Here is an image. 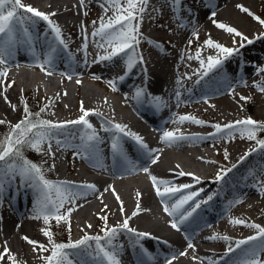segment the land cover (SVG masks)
Returning a JSON list of instances; mask_svg holds the SVG:
<instances>
[{
    "label": "snow or ice",
    "instance_id": "6c2138e0",
    "mask_svg": "<svg viewBox=\"0 0 264 264\" xmlns=\"http://www.w3.org/2000/svg\"><path fill=\"white\" fill-rule=\"evenodd\" d=\"M165 2L173 5V11L175 12V6H178L181 0H165ZM80 4L84 6L85 0H80ZM149 4L150 0H102L100 3L104 15L100 17L99 26L92 31L91 37L96 47L103 49L104 54H98L92 63L111 62L117 57L123 59L125 68L124 74L107 81L111 90L114 92L118 90V80H125L138 64L144 63V57L137 49L144 39L141 33V25L144 21L145 14L148 12ZM238 7H241L243 12L253 15L248 8L243 6ZM152 10L156 11L157 9L153 8ZM109 11L113 12V15L110 17L107 16ZM55 15V12L49 14L31 5H26L22 0H0V66H5L0 67V80L8 76L6 66L9 59L25 44L29 46L30 53L36 58L35 66L39 67L46 75L53 74L52 68L54 66V60L58 58V49L55 44L48 42L46 48L42 46L43 52H38L36 42L40 37L33 35L28 24L31 23L34 26V18L45 21L47 28L50 29L51 33L54 35L55 42L67 51L68 44L63 38L60 26L50 19V16ZM85 15H87V12H85ZM213 15H215V13H213ZM253 18L259 21L261 25H264V20L256 16H253ZM96 23V21H93V24ZM216 26L237 37H241L243 40L247 41L248 44L253 43V40L243 35L235 27L228 26L224 23H217ZM194 35H197L198 38V34L194 33ZM97 37L99 40H96ZM46 39L47 37L45 36V40ZM148 42L155 43L153 41ZM190 44L191 41H189V45ZM204 45L209 49L219 50L224 59L231 57L236 51L233 48L214 42L211 38L205 40ZM155 47L163 51L162 44L155 43ZM241 47H243V44ZM109 49L111 50L109 51ZM81 50L84 53L85 62H87L88 33L86 29L83 32ZM41 55H43L42 60ZM68 55L70 59H74L70 52ZM200 56L201 51L197 50L195 57L192 55L187 57L189 60L194 58L197 59L202 69V71L194 73L199 76V79L195 81L196 84H199L204 77H207L209 73H212L214 70L219 69L223 64V59L217 56L207 57L206 62L200 59ZM259 71L264 72V68H260ZM61 75L66 74L61 73ZM185 76L187 77V74H185ZM93 78L100 79L99 76H94ZM187 78L191 79V77ZM67 79L71 80L72 76L70 74L67 75ZM80 82L81 81L77 80L78 84ZM177 83L179 84L181 81L177 80ZM8 86L10 87L11 85ZM254 86L259 91L264 92V81ZM66 94L67 93H65V95ZM180 96L181 93L177 90L175 92L177 102H179ZM132 98L137 101L146 98L157 111H162L164 107H167V101H165L162 96L148 93L145 86H136ZM5 99L7 100V97H5ZM241 99L247 98L241 97ZM23 103L22 118L15 124H10L9 122L8 133L0 137V204L3 202L6 190L16 184L17 181H19V187L32 189L34 201L33 215L31 218L42 220L44 225L49 226L42 228L41 232L47 238L50 247L30 239L27 236H23L22 239L28 245L32 246L33 252H50V255H41L38 257L44 264H121L120 255L123 252L124 246L118 243V238L121 233L126 231L134 237V240H131L130 244L139 246L143 256L147 257L149 261H154L156 257L141 241L149 239L159 240V238L152 236L149 232H139L130 227L129 220L131 217L125 218L122 223L116 226L109 227L107 223L108 217L102 216L100 218L104 221V227L101 229L103 235L85 234L82 238L72 241L70 216L75 210L74 205L82 196L86 197L89 193L95 192L96 185H77L75 186L76 189L84 190L78 191L70 185V182L50 180L46 177V172L54 168V164L51 165L49 169H45L43 163H46V161L43 163H36L24 155L23 150L29 148L38 154L55 157L56 153L52 151L54 141L58 151L73 149L75 155L81 156L84 159L95 160L97 166L103 167V164L100 162V145L103 143V138L88 119L90 115L102 116V113L95 112L94 110H85L83 102H81L80 111L82 115H80L78 119L53 122L41 117V114L46 110L47 106L33 113L30 111L27 102L24 101ZM12 107L13 110H15V105ZM172 122H191L196 125H204L207 123L192 115H181L177 120H173ZM5 123L4 120H0V125ZM69 125H81L83 129L78 134H67L64 140L57 138V134L63 132ZM210 126L215 129V132L209 134L210 136H216L219 139H231L236 134H239L240 138L255 142L254 147L250 148L244 155L239 157L237 164H233L231 167H221L216 172L214 182L217 184H223L228 174L231 173L239 163L245 161L252 153L258 151L264 152V138H260V133H264V123L262 122L248 117L224 125L214 123ZM101 130L106 133H114L110 141V150L113 156L118 157L126 164L132 166L133 169L135 168V163L130 160L124 150L121 139L122 136L134 141L142 154L152 165L157 164L160 160L158 153L162 150L150 148L144 138L128 130L127 125L105 121ZM178 131V129L176 131L162 130L160 141L171 145L180 140L205 138L195 136L189 137L185 136L183 133L177 134ZM68 135L71 136V139L68 138ZM76 140L79 142L73 143V141ZM224 159H229L227 149H224ZM176 167L179 168V165ZM140 170L148 174L155 194L160 198L163 205L164 212L172 217L170 226L176 231H180V226L192 218L202 205H207L218 195L217 192H211L206 198L201 197V193L204 192V189H193L195 185L202 183V179L191 172H185L183 170L176 172V178L184 176L192 178V183L177 184L174 180L161 178L152 174L147 166L142 167ZM261 173H264V166H261L258 170H248V176L252 177L254 180L253 187L258 188L260 193L264 194V178L256 180V176ZM105 191H107V189H105ZM112 191L116 200L120 203V212L123 214V201L115 192L114 188H112ZM177 194H180L178 198ZM137 196L140 197L141 193L137 192ZM239 202L241 201L236 199L231 201L230 204ZM67 205H73V207H66ZM141 211V205L139 201H137L132 216L139 215ZM53 220L57 224L61 222L67 224L69 232V240L67 242H57L53 239V232L50 230V224ZM230 223L244 225L255 230V234L245 239L235 241L228 236L210 237V239H221L228 243L223 257H228L230 253L240 250L241 255L233 259L232 264H264V259H261V254H264V226L256 223H249L243 219H234L231 220ZM87 227L91 228V225L89 224ZM164 243H167V241H164ZM246 245H250V247H244ZM194 247V244L189 240L187 248L194 249ZM177 255L183 257L187 255V252L180 251L179 253H172L170 256L164 258V264H173ZM5 259L9 261V264H18L16 257L11 254L7 245L3 247V251H0V262H3ZM208 264H219V261L209 259Z\"/></svg>",
    "mask_w": 264,
    "mask_h": 264
},
{
    "label": "bare ground",
    "instance_id": "6f19581e",
    "mask_svg": "<svg viewBox=\"0 0 264 264\" xmlns=\"http://www.w3.org/2000/svg\"><path fill=\"white\" fill-rule=\"evenodd\" d=\"M260 1L261 0H181V3L178 6H175L174 12L173 7L170 6L171 4L166 3L165 0H150V11L152 12V14H161V18L165 21L164 24L166 26L175 25L178 22L179 25H181L182 23L180 21H177L176 23L173 21V17L181 15V12L184 15L187 14L189 16H193L195 22L193 23L194 20L191 21L193 25L190 29L194 28V33L198 34L199 41L196 43V45L203 46L204 41L211 38L214 42H218L226 47L233 48L236 50L234 54L231 57H228L227 59H224L223 55L219 52V50L216 49L208 48L211 53L208 56H204L203 53H201L200 59L205 60V62L207 61V57L217 56L223 59V64L221 67H229L228 70H224L222 72L223 74H221V76L217 77V79H213L211 81V84H203V88L201 87V89H206L209 91L212 90L216 92L212 95V101H209L208 99L209 106L215 111V115L208 114L209 118L212 119L211 124L220 123L221 125H224L226 123L233 122L238 119H245L242 113L238 110V106H243L245 101V99H241V97H245L244 94L246 93L250 97L253 96V91H248L246 88L248 86H252L254 88L255 82L260 76L256 72V70L251 66L243 68L237 60L238 57H241L238 56L237 53H239L243 49H248L249 47L253 46L262 47L261 41L264 40V25H257L252 22V20H254L253 16H255L253 14V10L260 3ZM85 2H92L94 4L101 3L98 2V0H85ZM185 3L190 4H187L186 6L184 5ZM238 6L248 8L253 15H249L248 13L243 12L241 10V7ZM153 8L157 10L153 11ZM49 9L54 10L56 12H58V10H63L67 14L73 13V8L71 6H60L58 10L50 6ZM39 10L42 11V9ZM86 10L88 11V13H90L91 9L87 8ZM59 13L56 16L50 17V19L57 23L63 31L62 26L64 27L65 24L59 20ZM213 13H215V15H213ZM101 16V14L96 15V19L94 21L97 22V25H99V20ZM37 19L40 20L39 18H36V20ZM40 21L45 26L47 25L45 21ZM217 23H224L228 26L235 27L243 35L253 40V43L248 44L247 41L243 40L241 37H237L234 34L228 33L225 30L218 28L216 26ZM191 24L188 23V27ZM44 27H41L38 32V37H40L38 41L40 45L46 48L48 42L55 44L58 49L57 56L62 57L63 61L65 62H71L69 58H66V56H62L63 48L55 42L54 35L51 33L50 29H44ZM198 27L199 31L197 32L196 30ZM69 28L70 31H73L74 24L71 23L69 25ZM95 28L96 27L91 29L90 35ZM190 29H188L187 32H189ZM185 34L181 35L179 39V43L180 45H182L181 48L183 50L190 49L193 46L191 44L189 45V43L186 41V37H184ZM45 36L47 37L46 40ZM143 37H146L148 41L153 42H156V39H161L159 36L152 37L148 36L147 34L143 35ZM195 37L197 38V35H195ZM96 40H99V38L97 37ZM242 44L243 47H241ZM88 52L92 53V51L89 49ZM100 52V54H104L103 50ZM152 57H154V60L156 62V57L154 55H150L148 62H150L151 68L150 70L142 71L141 73L147 76L148 73H150L152 77L156 80V84H151V86H148V88L146 89L149 93H151V89L153 90L152 93H159V89L166 90V94L163 95V98L165 101H167V107H164L162 111H157L156 109H154V112H152L153 115L156 116L161 122L165 116H173V114L171 113L174 104L172 102H168V98L170 96V92H168V90L171 89V86H162L159 74L153 70L154 60H152ZM16 58H19L18 50L11 59L13 61H16ZM257 64H259L260 66H264V59L257 60ZM177 67H180V69H182L184 76L185 74H187V77H191V79H188L185 76L188 86L193 85L192 87H196L198 85V88L200 89L201 84L195 83V81L199 79V76L194 74L202 71L199 61L197 59L192 60V65H187L186 67L182 65H177ZM118 70L119 76L123 75L125 71L124 65L120 66ZM82 72L85 73V68L81 69L80 73L82 74ZM231 74L235 76L236 81L238 83L228 82V79L231 77ZM26 77L28 78L29 76L26 75ZM29 78L33 83H31V87H27L26 91L24 92V95H29L37 90H40L42 98L48 103V115L53 120V122L71 121L69 120V116H72L74 114L76 115V113H78L79 116L82 115V112L80 111L81 102H83V107L85 110H94L95 112L102 113L96 110L95 105L92 104V102L94 101H90V98L85 96V91L83 90V88L85 87H82L81 84H79L78 87H80L79 90L82 91L83 95L81 93L76 94V96L74 97V107L69 106L67 109H64L60 101L57 99L58 96L48 92H43V87L36 83L37 78H39L37 74L30 76ZM205 79L206 78L204 77L201 81H205ZM182 84L183 81L179 83L178 87H174V92H176L177 90L179 92H182L184 90ZM56 87H59V85H56ZM240 87H242L243 92L239 90ZM193 89L194 88H192V90ZM21 91L22 88H20L19 93H21ZM131 93H134V91L131 90ZM197 93L198 91H196V94ZM182 95L184 94L181 93L180 99H182ZM5 97H7V100L5 99ZM186 97H188V101L193 100V98L189 94ZM69 102L73 103L71 99L69 100ZM13 105H15V110H13ZM119 105L121 106V109L116 119L110 118L106 114L102 113V116L90 115L88 117L89 122L93 125L94 128L97 129L98 132V129L102 127V125H104L105 121H112L113 123L127 125L128 130L142 136L150 148L162 150L158 153V155L160 156L158 166L151 169V163L149 160H147L148 162H146L142 167L147 166L149 167L152 174L156 175V173H160L159 175L161 176L158 177L174 180V182L177 184L192 183V178L189 176L176 178V172L183 170L185 172L194 173L196 176H199L202 179V183L195 185V188L193 189L195 190L203 188L204 192L201 193V197L206 198L209 193L215 192L217 188H220L221 186L225 185L228 180H234V177L236 176H238V178L240 177V180H235V182L231 181L232 190H229L228 192H230V195L235 198L234 200L239 199L241 202L236 204H230L231 201L228 202L225 211L228 210L229 215L225 214V217L222 220L218 217L213 222H210L209 226L203 227V229L201 230L203 232L201 233L200 238L196 242H192L190 240L195 246L194 249H188L187 243L189 242V240L185 239L184 234L171 228L170 221L172 217L168 216L164 212L163 205L160 201V198L157 197L155 194V190L152 187L148 174L140 170L142 167L134 168L132 172L128 174H117L115 178L118 179V182H112L109 184L105 183V179H103L99 175L93 174L92 171L87 170V172L89 173L88 178H84V180H82V174L79 173L81 175L80 177L79 174L76 175V182L78 183L73 184L70 182V185L73 186L74 189L75 186L82 184L96 185V191L89 193L85 197V199L95 201V203L97 204V209L102 212L103 216H108L111 220V227L122 223L125 218L131 217V219L129 220L130 227L136 229L139 232H149L152 234V236L159 238V240L149 239L141 241L144 246L156 257L154 261H149L147 257L143 256L139 246H133L132 244H130V241L134 240L132 234L127 233L125 231L119 235L118 243L123 244V246L125 243L132 245L131 250L133 252H136L137 249L139 253L138 264H142V262L143 264H164L165 257L170 256L172 253H179L180 251H186L187 255L183 257L177 255V258L173 261V264H208V260L213 258L220 259V261H222L223 259H230V264H232V260L235 259L236 256L239 257L241 255L240 250H237L234 253H230L228 257H223V254L228 247V243L221 239H210V237L228 236L233 241H235L239 239H245L255 234V230L250 229L244 225V228H242L240 225L230 223V221L234 219H243L246 222L256 223L261 226H264V194H261L258 188L253 187L254 180L252 177L248 176V174L242 173V171L244 170H258L261 166H263V159H259L258 161L257 159H254L255 154H259L257 158H260L262 152L258 151L252 153L245 161L239 163L237 167L233 169L231 173L228 174V177L223 182V184H217L214 182L216 172L221 167H231V165L237 164L239 157L244 155L246 151L255 146L254 144L250 143L251 141L240 138L239 134H236L231 139H219L216 136H210L209 134L213 133V130L215 131V129L210 126L211 124L196 125L193 123L194 127L190 128L185 123L183 124V127L173 126L172 121L166 123L165 126L162 127V129L160 128L161 130L157 132V135L150 134L149 136L146 134L147 132L143 129V126L138 123L135 114L132 112H127L126 109H124L125 107H129L131 109L132 103L129 100L124 99L119 102ZM87 107L88 109H86ZM195 111L196 115L194 114L193 116H195L196 118H198L199 116L202 117L203 114L207 113V109L201 105H198L195 108ZM20 112L21 106L16 102L13 103L7 94L0 98V116L7 118L11 115L17 116L20 114ZM252 114L255 116L252 117L253 119L261 121L264 117L263 104H257ZM79 116H75L74 120L78 119ZM212 117H214L215 119H213ZM97 118L98 121L96 122ZM76 127L83 128V126L81 125H69L67 129H74ZM177 129L179 130L177 134L183 133L185 136L189 137L195 136L205 138L180 140L177 141L175 144L171 145L162 143L160 141L162 130L176 131ZM58 137H61V135ZM155 138H157V140ZM187 140L191 141V144L185 143V141ZM134 145L137 146L135 142ZM135 146L134 148L137 149ZM214 146L218 147V150L213 152V154L211 155L209 150L211 147ZM124 147L127 148L128 146L126 145ZM224 149L228 150V160L224 159ZM212 156L219 158L218 161H214ZM250 160H253V162L255 163L254 167L250 166ZM204 162H209L211 164V167L204 169L202 167V164ZM122 164L124 165L125 163L122 162ZM177 165H179V168L176 167ZM64 178V176H60L59 179H61L62 181L69 182L67 180H63ZM262 178H264V173L258 174L256 176V180H260ZM107 180L111 181V178H107ZM11 187L8 188V193L5 192L3 200L5 199L9 204V201L11 200L13 202V205L11 207L0 205V216L2 217V219L8 222H12L15 218L17 220V226L12 229L10 228L12 231V236L10 233L11 249L12 251H15L17 248H19L20 254H22L26 261H33L35 263L40 264L43 261L38 257L41 255L47 256V254L40 253L39 251L33 252L32 248L30 251H27V248L25 247V241L22 239V237L28 236L29 234L31 236L30 239L36 240L39 243L44 244V242L41 241L40 236L38 237L37 234L36 236H34L35 233L32 230V228L34 229V225L39 224V221L41 220L35 219L33 221V219H31V217L28 215L24 220L19 218L17 215L19 214V212L27 211L23 209L25 208L24 206L20 207V205H24L26 203V200H29V202L31 203L30 207L26 209H28L29 212H33L34 196L31 194L30 191L26 193V190L22 187L18 189ZM112 188L115 189V192L120 196V199L123 201V214H121L120 212V203L116 200ZM105 189H107V191H105ZM78 191L84 190L78 189ZM137 192L141 193L140 197L137 196ZM179 195L180 194H177V198L179 197ZM137 201H139L142 211L139 215L132 216V213L135 211ZM75 205V210L71 214L72 218H74L75 220L76 218H78L79 222L82 218H85L86 220L88 216H93L91 219L96 222V217L94 215H91L92 209H94L93 204L85 203L83 205V208L79 210H77V208L79 207H76ZM70 207H73V205H70ZM214 209L212 213L215 216L223 212ZM200 210L201 208L198 209L197 213H195L192 218H190L187 222L181 225L180 230L184 229V226L187 224H191L192 229L195 225L197 226V224L195 223H197L198 220H196L195 216L199 214ZM28 211L26 213H28ZM210 224L212 228L208 229V227H210ZM28 227L31 228L30 233L28 232ZM77 230L81 232L80 226L76 227V231ZM164 241H167V243H164ZM244 247H250V245H246ZM0 249L2 248L0 247ZM261 259H264V254H261ZM120 260L121 264H128L125 261L126 256L123 252L120 255Z\"/></svg>",
    "mask_w": 264,
    "mask_h": 264
},
{
    "label": "rangeland",
    "instance_id": "374dc122",
    "mask_svg": "<svg viewBox=\"0 0 264 264\" xmlns=\"http://www.w3.org/2000/svg\"><path fill=\"white\" fill-rule=\"evenodd\" d=\"M23 3L26 5H31L35 8L42 9L45 13H53L55 12L56 15L59 13L58 18L61 22H63L65 25L62 31L63 38L65 39L66 43L68 44V50L65 51L62 50V56H66V58H69L68 53L70 52L74 59H70L69 61L65 62L63 61L62 57H58V59L54 60V66L52 68V75H46L45 72L41 71L39 67L36 65V59L29 51V46L27 44L21 46L18 49L19 58H16V61H13L11 58L8 61V64L6 66L8 76L6 78H3L0 80V93L2 96L7 94L10 98V100L13 103H17L21 106V112L17 116H9L7 118H4L0 116V120H4L6 123L3 125H0V137L7 134L9 131V122L10 124L17 123L23 116V107H24V101L27 102L28 107L30 111L33 113L38 112L41 108H44L47 106L46 110L41 114V117L43 119L51 120L53 121L50 116L48 115V103L46 100H44L41 96V91L37 90L29 95H24V92L26 91L27 87H31L33 83L30 80V76H33L35 74L38 75L39 78H37L36 83L41 85L43 87V92H48L51 94H54L58 96V100L60 101L62 107L64 109H67L69 106L74 107L75 100L74 97L76 94L81 93L82 91L79 90L80 87H78L79 84H81L83 90L85 91V96L90 98V101L93 105H95L96 110L106 114L110 118L116 119L118 117V113H120L121 106L119 105V102L121 100H129L130 102L131 97L133 96V93H131V90L134 91L136 86H148L150 87L151 84H156V80L152 77L150 73L147 75L144 74H132V72L127 76V78L123 81H117V91H112L110 85L107 83L108 80L119 77V68L123 65V59L120 57L114 58L113 61L108 62H102V63H92V61L95 59V57L100 54L103 49H99L96 47L95 43H93L92 37H90V31L94 27H98L99 25L93 24V21L96 19V15L101 14L104 15L103 9L100 7V4H94L92 2L86 3L84 6H81L80 0H22ZM98 2H102V0H98ZM184 3V2H183ZM190 3H185L184 5L187 6ZM53 7L54 9L58 10L60 6L67 7L71 6L73 8L72 14H67L63 10H58V12L49 9V7ZM150 6V5H149ZM174 7L173 5H170ZM87 8L91 9L90 13L86 10ZM85 12H87V15H85ZM109 14V15H108ZM107 16H112L113 12L109 11ZM253 14L256 17H259L260 19L264 20V0H261L260 3L255 7L253 10ZM55 15V16H56ZM52 17V16H50ZM57 18V19H58ZM177 18L180 19V22L182 23L179 25V22H177ZM176 17H173V21L176 23L175 25L166 26L164 24V20L161 18V14L155 13L152 14L150 11V7H148V12L145 14L144 21L141 25V33L143 35L147 34L148 36L157 37L159 36L161 39H156L155 43H160L163 45V51L155 47V43L150 44L148 42V39L145 37L139 47L138 51L143 55L144 57V63L138 64L135 68L138 69V71H147L150 70L151 64L148 62L149 56L154 55L156 57V62L154 60V57H152L154 60L153 62V70L159 74V77L161 78L162 86H171V87H178L177 80L183 81V88L185 89L184 92L191 91L192 86H188V83L186 82V77L184 76L182 69L180 67H177V65H182L186 67L187 65H192V60H189L187 57L189 55H192L195 57V52L197 50H200L201 53H203L204 56L210 55V51L206 46L196 45V43L199 41V38H196L194 35V28L190 29L195 22V19L193 16H189L187 14H183L181 12V15H178ZM35 19V25L38 26L39 30L41 27H44L45 25L42 24L40 20ZM194 20V21H193ZM168 21V20H167ZM172 21V22H173ZM193 21V23L191 22ZM184 22V23H183ZM253 23L260 25L259 21L252 20ZM73 23L74 24V30L70 31L69 25ZM191 24L189 27L188 25L184 24ZM178 24V25H177ZM28 27L30 31L32 32L33 25L31 23L28 24ZM188 27V28H187ZM47 29V25L44 27V29ZM86 29L88 33V49L92 51V53L88 52L87 62H85L84 59V53L81 50V46L83 44V32ZM190 29L189 32L187 30ZM199 31V27L196 30ZM186 32V34H185ZM186 37V41L189 43L191 41L192 48L183 50L181 48L182 45L179 43V39L181 35H184ZM166 39V40H165ZM225 40V39H223ZM178 41V42H177ZM264 44V42H263ZM111 49H109L110 51ZM37 51L40 52V50L37 48ZM238 56H241L240 62L249 59L240 63V65L244 68L246 66L253 67L256 72L259 74L258 80L255 82V84L261 83L264 81V72H260V68H264V66H260L257 64V60L264 59V51L262 49L254 50L251 54L250 51L247 49L241 50L239 53H237ZM60 56V55H59ZM207 60V59H206ZM5 67V66H0ZM85 68V73H80L81 69ZM229 67L221 68V73L219 74L218 71H213L211 75L209 76V80L205 79V81L202 82L200 85V89L198 86H196L195 89H193L192 94L194 96L193 100L188 101V99H180L179 102H174L173 108H172V115L168 116L166 119V123L178 119L181 115H196L195 108L198 105L203 106L207 109V113L203 114V116H199L198 119H202L206 121L207 123L204 125H210L212 123V119L209 118L208 114L215 115L214 109H212L209 106V101H212V95L216 92L212 90H205L201 89L203 84L210 83L213 79H217V77L221 76L223 74L222 72L224 70H228ZM166 72V73H165ZM61 73H65L66 75H61ZM80 73V74H79ZM71 75L72 79H67V75ZM26 75L29 77L27 78ZM133 75V76H132ZM151 75V77H150ZM94 76H99L100 79H94ZM145 76V77H144ZM147 76V77H146ZM154 79V80H152ZM77 80L81 81L79 84L77 83ZM14 82V83H12ZM229 83H235L236 78L233 74H231V77L228 79ZM77 83V84H76ZM213 83V82H212ZM238 83V82H237ZM209 84V85H210ZM8 85H11L10 87ZM56 85H59V87H56ZM20 88H22L21 93H19ZM203 88V87H202ZM248 91H253V96L250 97L247 93L244 94L247 99H245L243 106H238V110L242 113L244 118L253 117L254 115L252 112H254L257 104H263L264 106V92L259 91L257 88H253L252 86H248L246 88ZM240 91L243 92L242 87L239 88ZM160 92L163 91V89H159ZM196 91L198 93L196 94ZM153 90L151 89L152 95H157L158 93H152ZM159 92V93H160ZM65 93H67L65 95ZM149 93V92H148ZM181 93V92H180ZM183 94V93H182ZM196 94V95H195ZM0 95V98L2 97ZM83 95V94H82ZM81 98V97H80ZM56 99V98H55ZM72 100L73 103H70L69 100ZM174 100V99H173ZM176 101V99H175ZM73 104V105H71ZM89 105V104H88ZM87 105V106H88ZM88 109V107L86 108ZM127 112H134L132 108L125 107ZM76 113V112H75ZM75 116H79L78 113L76 115L69 116V120H74ZM138 123H140L143 126V129L147 132L146 134L150 136V134L157 135V128H153V126L150 125V121L139 117L137 114H135ZM172 116V117H171ZM255 117V116H254ZM215 119L214 117H212ZM100 120V119H99ZM256 120V119H255ZM98 121V118L96 119V122ZM259 122L264 123V117L262 120H257ZM187 124L190 128L194 127L193 123L191 122H184ZM184 123H173V126L177 127H183ZM100 132H103L101 130V127L98 129ZM213 130V129H212ZM70 130H64L61 133H58V136L61 135V137H58L61 140H64L66 137V134H69ZM149 132V134H148ZM213 132H215L213 130ZM112 135V132L109 133ZM64 135V136H63ZM264 136V133H260V137ZM104 141H110V137L107 135L101 136ZM68 138L71 139V136L68 135ZM123 145H130V143H133L132 140H129L126 137H121ZM157 140V138H155ZM79 141H73V143H78ZM187 144H191V141L187 140L185 141ZM251 144L255 143L253 141L250 142ZM228 145V144H227ZM101 146V145H100ZM46 147V146H45ZM218 147H211L209 152L212 155L213 152H215ZM24 155L36 162V163H43L46 161V163H43V167L45 169H49L51 165H55L54 168H52L50 171L46 172V177L53 181H62L60 176H64L65 178L63 180H67L73 184H76V175L81 173L82 174V180L84 178L89 177V173L87 170L92 171L93 174L99 175L103 179H105V183L109 184L112 182H118V179L115 178V176H112L111 174H108L106 169L103 167L96 168L94 166H91V164H88L86 159L82 158L81 156L75 155L73 152L68 151L67 149H64L62 151H58L55 145V142L53 141V147L52 151L56 153L55 157L45 155V154H38L35 151L25 148ZM264 154V153H263ZM103 154H100V157H102ZM214 161H218L219 158H216L215 156H212ZM261 159V158H260ZM254 163V162H253ZM159 162L155 165L150 164L151 169L158 166ZM251 167H254L255 165H250ZM202 167L204 169L210 168L211 164L209 162H204L202 164ZM249 168V167H248ZM88 173V174H87ZM248 173V169L245 170V174ZM160 173H156L157 176ZM81 175L79 174V177ZM107 178H111V181H108ZM108 186V185H107ZM11 188L18 189L19 187V181H17L16 184L12 185ZM26 190V193L28 191L31 192V194L34 196V193L32 189L27 187H22ZM75 190H78L75 188ZM80 190V189H79ZM9 190L7 189L6 192ZM102 193V192H101ZM25 198V197H24ZM26 199V198H25ZM232 200V196H230V192L226 191L224 194L221 195L219 199L216 201H212L211 203H208L205 205L206 209L209 210H217V211H223L219 215L215 216L212 214H200L199 218H203L204 220H207L209 222H213L215 219L219 217V219H224V212L226 209V206L228 205L227 201L230 202ZM85 203L93 204L94 209H92L91 215H94L96 217V222H94L91 218V216H88L85 220V218L80 219L78 222V218L76 220L70 216V222H71V240L75 241L80 238H82L85 234L88 235H103V232L101 229L104 227V221L100 218L103 216L102 212L99 211L96 207V203L93 200L85 199L84 196L79 198L76 201V207L77 210L83 208V205ZM31 203L28 201V204L20 205V207H25L23 209L27 210L26 208L30 207ZM66 207H70V205H67ZM26 211V212H27ZM19 212L18 217L21 219L26 218V216L32 217L33 212ZM108 217V216H107ZM32 219V218H31ZM35 219H33L34 221ZM16 218L11 221H5L0 216V251H3V247L7 245V247L10 249L13 256L16 257L18 264H38L33 261L29 262L26 261V259L20 254L19 248H17L15 251H12L10 246V233L12 236L11 229L17 226ZM16 223V224H15ZM108 226L111 227L112 223L111 220L108 217ZM8 224V225H7ZM91 225V228H88L87 225ZM80 226L81 232L76 231V227ZM242 228H244L243 225H240ZM44 227H49L43 224V221H39V224L34 225V236L36 234L38 237L40 236L41 241L44 242L45 245H48L47 238L42 234L41 229ZM11 228V229H10ZM31 228L28 227V232L30 233ZM50 230L53 232V239L57 242H67L69 240V232H68V226L66 223L61 222L60 224H57L54 220L51 221L50 224ZM27 237H31L29 234ZM130 245V244H126ZM50 247V245H48ZM25 247L27 248V251H30L32 246L28 245L25 242ZM47 255H50V252H45ZM125 253V252H124ZM126 254V253H125ZM0 264H9V261L5 259L3 262H0ZM44 264V262L40 263Z\"/></svg>",
    "mask_w": 264,
    "mask_h": 264
}]
</instances>
